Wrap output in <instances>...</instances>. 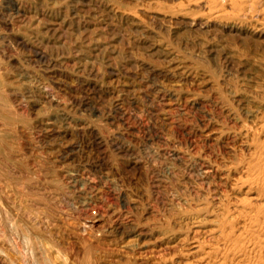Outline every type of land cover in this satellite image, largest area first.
I'll use <instances>...</instances> for the list:
<instances>
[{"label":"rangeland","instance_id":"374dc122","mask_svg":"<svg viewBox=\"0 0 264 264\" xmlns=\"http://www.w3.org/2000/svg\"><path fill=\"white\" fill-rule=\"evenodd\" d=\"M92 1L93 0H0V90H3V87H5V90H3L4 92L7 90L5 92L6 95L1 93L3 91L0 92V101L3 102H0V110H5L6 112L9 110L7 114L4 112L0 114V123L3 121L6 126H12H7L10 130L0 134V140L2 141V144L0 141L2 145H0V157L2 158L0 159H5L3 160L5 163L0 160V164L3 166H0V169H5L8 174H12L14 171L12 177L16 182L24 183L32 192L35 190L37 191V193L36 191L33 192L36 198L35 204H37L36 207L35 204L33 207L38 208V213L41 212L35 215L38 217V219L37 217L35 218V226L38 224L40 227L37 225L36 229L38 228V230L35 229L37 232L35 231V234H32L30 246L33 248L38 259L45 261V264L51 263V260H48L49 262L45 260L49 258V255L51 259V254L55 257H53L54 259L52 258V261L54 260L56 262H52L53 264H74V262L75 264H81L84 256L87 257L82 261V263L85 262L84 264H91L92 262V264H124L126 262H129L126 264H132L133 261L137 264H141L150 262L152 259H159L163 255L170 254L174 250H177L179 247L177 244L186 236H194L195 238V236L199 237L204 235L202 230L205 228H202L193 221L194 209L192 206L205 202V198H201L203 193L207 196V199H210L208 200L209 204L213 205L212 202L214 199L211 198V196L214 195V191L212 190V185L214 182H219V180L217 181L216 179H220L219 177L222 176L223 172L229 168L228 163L230 162L228 161H231L232 156L241 150L240 140L239 137H237L238 134L234 132L233 135V131H237V126H239L238 123H240V121L251 119L246 109L252 107L256 103L257 95L264 90V72H261L264 71V41L258 38L256 42L257 37L253 34V31L250 30L251 26L249 25L251 23H260L259 17L255 16L256 13L253 14L254 16L252 15L253 18L250 17V19H248V22L250 20L251 23L247 22L246 25H242L233 22L228 14H226L227 16L225 14L218 15V9L216 10L212 7V12L209 6L210 4L203 3V0H190L192 3L189 0H184L183 2L181 0H176L177 2L175 0ZM180 2L184 4L181 6ZM185 4H187V6ZM178 5H180V7H178ZM194 6L198 8L196 9ZM199 8L200 10H198ZM99 9L104 12H101ZM163 9H166L167 12ZM193 10L196 12H193ZM197 10L199 12L202 11V13H198ZM203 10L204 12H210H205V14ZM133 11L137 12V16L133 14ZM188 12L190 13L188 14ZM163 13L164 15H162ZM193 13H195V16H193ZM210 13L212 15H210ZM138 14H140L141 20ZM171 15H175V17ZM168 16L170 19L172 18L171 21ZM178 17L180 21L182 20L181 23L178 21ZM206 17L209 20H207ZM225 17L229 18L225 20ZM149 18L152 19L150 20ZM157 20L161 23H157ZM198 20L201 21L202 24H200ZM237 31L240 32L238 33ZM178 32L181 33L177 35ZM247 34L249 35L248 39ZM209 35L213 36L210 37ZM239 35L241 38L238 37ZM220 36H222L225 41L222 37V39H219ZM240 39L243 42L240 41ZM248 40L250 42H248ZM199 41H201V45L198 43ZM233 41H235L240 48L237 47V44ZM218 42L221 44H218ZM204 43H206V45H204ZM223 43L226 44L223 45ZM189 44L191 46H188ZM243 45H245V47L247 46L248 52L244 50L245 47ZM163 46H165V48ZM211 46L212 49H210ZM217 47H220V52ZM225 47L231 50L225 49ZM207 48L208 50H206ZM213 48L218 49V51H214ZM39 51L45 53H42L44 55L40 58L37 56V52ZM216 54H218L219 57H216ZM213 55L215 56L212 57ZM236 55H239L241 58L239 56L236 57ZM239 58L240 61L238 60ZM42 59L44 60L42 61ZM46 59L50 61H48V67ZM216 59L218 61H216ZM258 60L263 61V63ZM55 64H57V66ZM244 64H246V66ZM154 65H156V68ZM51 66L52 68L50 69ZM146 66L153 67L154 70L150 71ZM200 66H202L203 69ZM142 67L145 68L143 69ZM255 70L257 71L255 72ZM54 71L56 72L54 73ZM169 71L171 73L175 71V73H167ZM165 72L167 74H165ZM48 73L65 81L67 83L66 86L58 87L53 84L51 85L48 82ZM153 73L155 74L154 76ZM31 75H33V77ZM251 75L254 80L256 78L255 81L252 78L248 79V76L251 77ZM261 75L263 78L260 77ZM31 80L34 83L31 82ZM45 82L48 84H45ZM223 82L225 84H223ZM244 82L248 84H244ZM39 84L41 87L37 88ZM34 85H36L35 88ZM253 85L255 87H253ZM46 87L48 89H46ZM253 88L256 89L252 90ZM250 90L251 93H249ZM15 91L17 93H14ZM48 91H50V93ZM45 92L49 93V96ZM19 95H21V102ZM226 95L230 98L226 97ZM231 95H233V97ZM27 96L30 97L28 98ZM189 96L194 97L190 98ZM147 97L149 101L150 99L153 100L150 102L152 104L154 103L155 107H158L154 108V104L148 103L149 101L146 100ZM242 98H246L245 101ZM167 100L169 104L165 103ZM194 101L198 104H192ZM4 102L6 104H4ZM114 102H117L116 107L121 106L120 108L122 109L116 108ZM201 102L202 104H200ZM211 102L214 105L211 104ZM246 102L248 103L245 105ZM24 103L26 105H24ZM199 104L205 106L201 107ZM234 104H236V106ZM181 105H183V107ZM196 105L203 109H198ZM10 106L13 108L8 109ZM27 106L28 108H26ZM179 106L180 109H178ZM207 106L210 107L209 111L206 109ZM195 107H197V109ZM243 107L246 109L244 110ZM241 108L243 110H241ZM161 109H163V111ZM169 109L172 113H169ZM159 110L161 111L159 112ZM173 110L175 111L173 112ZM183 110H186V113H184ZM189 110L192 111L190 112ZM180 112L183 113L181 114ZM192 113H194V115ZM206 113L210 114L208 115ZM8 114L11 116H8ZM165 115L167 116L165 117ZM178 117H180V120ZM182 123H185L184 125L186 126L184 127ZM180 124L182 127H178ZM13 127L17 129L14 130ZM212 127L215 131H212ZM77 128H81L84 133L77 130ZM219 130L222 132H219ZM9 131L12 133L10 134ZM200 133H202V135ZM12 134L16 135L13 136ZM209 134H211V136H208ZM214 134H216V138L220 137V139H215V136L213 137ZM225 136L227 138H224ZM60 137L65 140L68 139L70 142L75 140V142L80 144L81 149L83 148L82 152L85 159L89 155L87 158L88 160H84V163L86 162L84 165L76 166L79 168L81 167L76 173L79 175L81 174V177L86 175L84 178H87L85 179L86 187L83 188L85 191L83 196L86 199L89 198L87 200L89 205L84 206L85 209L79 204L82 196L80 197L78 193L76 194L75 192L72 194L70 193L71 191L68 192L66 186L68 183L66 182H68L69 176L65 170L60 168V166L58 167L56 163L51 165L47 163V156L45 154H49V146L51 147L52 145L55 147L56 140L57 138L58 140L61 139ZM49 140H51V142L53 141V143H49ZM4 144L6 147L9 145L8 147L10 148H5ZM232 145H234L236 149L234 146L232 147ZM229 150H231V152H229ZM177 156L183 161H180V158ZM94 164L105 169L107 168L110 171V178L112 180H107L110 184L102 178V174L100 175ZM204 164L208 166L206 167ZM223 168L224 170L220 172L219 169ZM201 169L204 171L208 169V171L204 173L205 176H203V179L198 175ZM75 171L72 172L74 173ZM37 173L38 175H35ZM14 174L17 177H15ZM197 175L199 178L196 177ZM19 177H26V179H21ZM87 180L91 181L87 182ZM210 181H212V184ZM103 182L106 185L103 184ZM209 183L210 186H207ZM200 185L202 188L199 187ZM92 187L94 188L91 189ZM45 188L46 190H42ZM89 189L91 190L89 191ZM183 192L185 193L183 194ZM197 192L199 194H197ZM9 193V191H6L5 196H8ZM193 193L197 197L193 198ZM8 197L14 199L12 193H10ZM195 198H199V200ZM77 200L79 201L77 202ZM14 201H16L15 204H20L16 198L11 201V203L13 204ZM40 201L43 205L39 203ZM18 204L16 206L20 207ZM58 204H60L59 207H57ZM44 211L46 212L44 213ZM79 211L80 213L78 214L80 217L77 214ZM87 215L89 216L87 217ZM39 217L42 218V220ZM43 218L46 219L47 222ZM195 224L197 226H195ZM41 226L45 229H41ZM183 235L184 237H182ZM33 238H35V240H33ZM35 242L36 246L34 245ZM12 244V248L9 247L11 248L9 250L15 249L14 241ZM173 244H175V247ZM35 248H38L40 253H37L38 249ZM88 251L91 252H89V256H87ZM49 252L51 253L49 254ZM39 255L41 257H39ZM89 257L90 262H87Z\"/></svg>","mask_w":264,"mask_h":264},{"label":"bare ground","instance_id":"6f19581e","mask_svg":"<svg viewBox=\"0 0 264 264\" xmlns=\"http://www.w3.org/2000/svg\"><path fill=\"white\" fill-rule=\"evenodd\" d=\"M93 1H95V0H93ZM92 1V2H93ZM102 1V0H101ZM100 1V2H101ZM158 1V0H157ZM168 1V0H167ZM170 1V0H169ZM176 1V0H175ZM178 1V0H177ZM176 1V2H177ZM182 2L184 1V0H181ZM186 1H188V0H186ZM185 1V2H186ZM190 1V0H189ZM192 1V0H191ZM190 1V2H191ZM197 1H199V0H197ZM202 1V0H201ZM204 2L203 3H205V4H210L209 6H210V8H211V11L213 10V8H215L216 10L218 9L219 11H218V15H222V14H228L229 15V17H231V19L233 20V22H237L238 24H242V25H246V23L248 22V19H250V17H252V15L254 14V13H256V15L255 16H257V17H259V21H260V23L259 24H252L251 23V21L249 20V22L251 23L249 26H251L250 27V30L251 31H253V34L254 35H256V42H257V39L258 38H261V40H263L264 41V0H203ZM81 2V1H80ZM194 2V1H193ZM87 3V2H86ZM97 3V2H96ZM104 3V2H103ZM108 3H110V2H108ZM160 3V2H159ZM174 3V2H173ZM192 3V2H191ZM190 3V4H191ZM71 4V3H70ZM95 4V3H94ZM99 4V3H98ZM101 4V3H100ZM157 4V3H156ZM172 4V3H171ZM178 4H179V2H178ZM184 4V3H183ZM183 4H181V2H180V5L182 6ZM189 4V5H190ZM197 4V3H196ZM200 4V3H199ZM86 5V4H85ZM102 5V4H101ZM107 5V4H106ZM115 5V4H114ZM113 5V6H114ZM180 5H178V7H180ZM186 6H187V4H185ZM201 5H202V3H201ZM169 6V5H168ZM175 6V5H174ZM173 6V7H174ZM176 6H177V4H176ZM175 6V7H176ZM205 6V5H204ZM91 7V6H90ZM98 7V6H97ZM112 7V6H111ZM195 7V6H194ZM200 7V6H199ZM202 7H203V5H202ZM201 7V8H202ZM213 7V8H212ZM112 8H114V7H112ZM140 8H142V7H140ZM162 8V7H161ZM161 8H160V10H161ZM168 8V7H167ZM185 8H187V7H185ZM196 9L198 8V7H195ZM207 8H208V6H207ZM90 9V8H89ZM88 9V10H89ZM92 9V8H91ZM172 9V8H171ZM174 9V8H173ZM184 9V8H183ZM194 9V8H193ZM204 9V8H203ZM92 10H94V9H92ZM100 10V9H99ZM133 10V9H132ZM163 10H165L166 11V9H163ZM177 10V9H176ZM179 10V9H178ZM198 10H200V8L198 9ZM197 10V11H198ZM205 10V9H204ZM204 10H203V12H204ZM101 11V10H100ZM103 11V10H102ZM101 11V12H102ZM134 11H138V10H134ZM133 11V12H134ZM187 11V10H186ZM188 11H189V8H188ZM195 10H193V12H194ZM104 12V11H103ZM110 12V11H109ZM115 12V11H114ZM145 12V11H144ZM167 12V11H166ZM192 12V11H191ZM196 12V11H195ZM206 12V11H205ZM204 12V13H205ZM208 12H210V11H208ZM208 12H206V13H208ZM213 12V11H212ZM136 13L137 12H134L133 14L135 15V16H137L136 15ZM190 12H188V14H189ZM198 13H202V11L201 12H199L198 11ZM197 13V14H198ZM205 13V14H206ZM98 14V13H97ZM132 14V13H131ZM166 14V13H165ZM179 14H180V12H179ZM182 14H183V12H182ZM192 14V13H191ZM194 15L193 16H195V13H193ZM91 15H93V14H91ZM140 14H138V17H139V19L141 18L140 16H139ZM162 15H164V13L162 14ZM177 15V14H176ZM210 15H212L211 13H210ZM215 15V14H214ZM224 15V16H225ZM120 16V15H119ZM148 16V15H147ZM149 16H151V15H149ZM172 16V15H171ZM197 16V15H196ZM201 16V15H200ZM204 16V15H203ZM227 16V15H226ZM254 16V15H253ZM107 17H109V16H107ZM137 17V18H138ZM145 17V16H144ZM151 17H153V16H151ZM167 17V16H166ZM165 17V18H166ZM172 17H175V15H173ZM187 17H188V15H187ZM198 17V16H197ZM209 17V16H208ZM215 17V16H214ZM214 17H213V20H214ZM217 17V16H216ZM229 17H225V20L226 19H228ZM104 18V17H103ZM155 18V17H154ZM168 18H169V16H168ZM177 18V17H176ZM179 18V17H178ZM190 18V17H189ZM192 18V17H191ZM204 18V17H203ZM209 18H212V17H209ZM224 18V17H223ZM253 18V17H252ZM255 18V17H254ZM150 19V18H149ZM152 19V18H151ZM150 19V20H151ZM170 19V18H169ZM174 19V18H173ZM206 19H207V17H206ZM216 19H219V18H216ZM216 19H215V21H216ZM257 19V18H256ZM6 20V19H5ZM135 20V19H134ZM141 20V19H140ZM143 20V19H142ZM147 20V19H146ZM167 20V19H166ZM166 20H164V21H166ZM172 20V18L170 19V21ZM178 20V19H177ZM185 20H187V19H185ZM189 20V19H188ZM192 20V19H191ZM201 20V19H200ZM207 20H209V19H207ZM230 20V19H229ZM169 21V22H170ZM178 21H180V18H179V20ZM182 21V20H181ZM181 21H180V23H181ZM224 21V20H223ZM222 21V22H223ZM258 21V20H257ZM8 22V21H7ZM168 22V23H169ZM176 22V21H175ZM187 22V21H186ZM186 22H184V23H186ZM188 22H190V21H188ZM193 22H195V21H193ZM198 22L200 23V24H202L201 23V21H199L198 20ZM203 22H205V21H203ZM210 22V21H209ZM214 22V21H213ZM229 22V21H228ZM248 22V23H249ZM138 23V22H137ZM157 23H159V21L157 20ZM161 23V22H160ZM159 23V24H160ZM197 23V22H196ZM215 23V22H214ZM219 23V22H218ZM224 23V22H223ZM255 23V22H254ZM158 24V25H159ZM173 24V23H172ZM177 24H178V22H177ZM219 24H221V23H219ZM237 24V25H238ZM197 25H199V24H197ZM164 26V25H163ZM235 26H236V24H235ZM159 27V26H158ZM165 27V26H164ZM198 27V26H197ZM200 27V26H199ZM202 27V26H201ZM220 27H221V25H220ZM219 27V28H220ZM165 28H167V27H165ZM164 28V29H165ZM213 28H216V27H213ZM231 28H232V26H231ZM185 29V28H184ZM238 29V28H237ZM243 29H245V28H243ZM248 29V28H247ZM145 30V29H144ZM197 30V29H196ZM199 30H200V28H199ZM198 30V31H199ZM219 30V29H218ZM231 30V29H230ZM235 30V29H234ZM246 30V29H245ZM201 31V30H200ZM199 31V32H200ZM163 32H164V30H163ZM182 32V31H181ZM181 32H178V34L177 35H179V33H181ZM188 32V31H187ZM238 32V31H237ZM240 32V31H239ZM238 32V33H239ZM244 32V31H243ZM250 32V31H249ZM184 33V32H183ZM201 33V32H200ZM202 33H204V32H202ZM234 34L236 33V32H233ZM232 33V34H233ZM205 34V33H204ZM237 34V33H236ZM250 34V33H249ZM181 35V34H180ZM193 35V34H192ZM195 35V34H194ZM213 35H215V34H213ZM212 35V36H213ZM229 35V34H228ZM244 35V34H243ZM140 36V35H139ZM175 36V35H174ZM187 36V35H186ZM185 36V37H186ZM204 36V35H203ZM210 36V35H209ZM212 36H210V37H212ZM225 36V35H224ZM237 36V35H236ZM248 34H247V39H248ZM177 37V36H176ZM194 37V36H193ZM206 37H208V36H206ZM222 36H220V38L219 39H222L221 38ZM232 37V36H231ZM238 37H240L241 38V36L239 35ZM237 37V38H238ZM199 38V37H198ZM209 38V37H208ZM214 38H215V36H214ZM217 38V37H216ZM246 38V37H245ZM250 38V37H249ZM252 38V37H251ZM200 39V38H199ZM206 39V38H205ZM213 39V38H212ZM229 39V38H228ZM243 39V38H242ZM254 39V38H253ZM144 40V39H143ZM157 40V39H156ZM177 40V39H176ZM194 40V39H193ZM223 40H224V38H223ZM233 40V39H232ZM244 40V39H243ZM250 40H252V39H250ZM260 40V39H259ZM260 40V41H261ZM22 41H25V40H22ZM220 41V40H219ZM225 41V40H224ZM240 41H242L241 39H240ZM253 41V40H252ZM255 41V40H254ZM262 41V42H263ZM20 42V41H19ZM26 42V41H25ZM24 42V43H25ZM174 42V41H173ZM185 42V41H184ZM200 42L201 41H199L198 43L200 44ZM210 42H211V39H210ZM223 42V41H222ZM233 42H235V41H233ZM243 42V41H242ZM248 42H250L249 40H248ZM247 42V43H248ZM160 43V42H159ZM178 43H180V42H178ZM177 43V44H178ZM187 43V42H186ZM209 43V42H208ZM228 43V42H227ZM230 43V42H229ZM214 44H216V43H214ZM218 44H221V43H219L218 42ZM226 43H223V45H225ZM233 44V43H232ZM235 44H237L236 42H235ZM240 44H242V43H240ZM244 44V43H243ZM249 44H251V43H249ZM253 44H254V42H253ZM259 44V43H258ZM258 44H256V45H258ZM261 44V43H260ZM174 45H176V44H174ZM184 45H185V43H184ZM201 45V44H200ZM204 45H206V43H204ZM211 45V44H210ZM188 46H191L190 44L188 45ZM213 46H215V45H213ZM244 47H245V45H243ZM259 46V45H258ZM148 47V46H147ZM164 48H165V46H163ZM192 47H194V46H192ZM205 47V46H204ZM207 47V46H206ZM237 47H239L238 46V44H237ZM244 47H242V48H244ZM247 47V46H246ZM244 48V50H246L247 51V48ZM249 47V46H248ZM168 48V47H167ZM182 48V47H181ZM183 48H184V46H183ZM218 48V47H217ZM227 47H225V49H226ZM233 48V47H232ZM240 48V47H239ZM255 48V47H254ZM185 49V48H184ZM193 49V48H192ZM210 49H212V46H211V48ZM209 49V50H210ZM214 49V51H218V49H219V52H220V47L218 48V49H215V48H213ZM228 49V48H227ZM236 49V48H235ZM33 50V49H32ZM31 50V51H32ZM206 50H208V48L206 49ZM228 50H231V49H228ZM2 51V50H1ZM35 51V50H34ZM36 51H37V49H36ZM35 51V52H36ZM42 51V50H41ZM212 51V50H211ZM222 51V50H221ZM236 51V50H235ZM252 51H254V50H252ZM264 51V50H263ZM223 52V51H222ZM237 52H239V51H237ZM245 52V51H244ZM248 52V51H247ZM259 52V51H258ZM42 53H44V52H42ZM40 51L39 52H37V56L40 58V57H42V55H44V54H42ZM155 53V52H154ZM200 53V52H199ZM212 53V52H211ZM214 53V52H213ZM197 54V53H196ZM201 54V53H200ZM228 54H231V53H228ZM36 55V54H35ZM208 55H211V54H208ZM220 55H222V54H220ZM244 55V54H243ZM253 55V54H252ZM215 55H213L212 57H214ZM223 56H224V54H223ZM223 56H221V57H223ZM237 56H239V55H236V57ZM245 56H246V54H245ZM248 56V55H247ZM3 57V56H2ZM216 57H219L218 56V54H216ZM232 57V56H231ZM240 57V56H239ZM243 57V56H242ZM250 57V56H249ZM6 58V57H5ZM48 58V57H47ZM172 58H173V56H172ZM199 58V57H198ZM211 58V57H210ZM229 58V57H228ZM241 58V57H240ZM240 58L238 59L239 61H240ZM248 58V57H247ZM255 58H256V56H255ZM254 58V59H255ZM259 58H261V57H259ZM259 58H257V59H259ZM1 59V58H0ZM149 59V58H148ZM212 59V58H211ZM210 59V60H211ZM233 59V58H232ZM234 59H236V58H234ZM253 59V60H254ZM44 59H42V61H43ZM170 60V59H169ZM213 60V59H212ZM211 60V61H212ZM214 60H215V58H214ZM225 60H226V58H225ZM224 60V61H225ZM242 60V59H241ZM46 61H47V59H46ZM49 61V60H48ZM48 61L46 62L47 63V67H48ZM203 61V60H202ZM216 61H218L217 59H216ZM215 61V62H216ZM222 61V60H221ZM248 61V60H247ZM259 61V60H258ZM258 61H257V63H258ZM50 62V61H49ZM143 62V61H142ZM166 62V61H165ZM214 62V61H213ZM233 62V61H232ZM238 62V61H237ZM245 62V61H244ZM249 62V61H248ZM255 62V61H254ZM259 62H262L263 63V61H259ZM54 63V62H53ZM167 63V62H166ZM203 63H205V62H203ZM242 63V62H241ZM256 63V62H255ZM261 63V64H262ZM31 64V63H30ZM140 64H142V63H140ZM143 64H144V62H143ZM208 64V63H207ZM229 64H231V63H229ZM239 64H240V62H239ZM243 64V63H242ZM247 64V63H246ZM246 64H244L245 66H246ZM259 64V63H258ZM38 65V64H37ZM52 65V64H51ZM56 66H57V64H55ZM146 65H149V64H146ZM157 65V64H156ZM156 65H154L155 66V68H156ZM165 65V64H164ZM200 65V64H199ZM260 65V64H259ZM54 66V65H53ZM138 66V65H137ZM140 66V65H139ZM198 66V65H197ZM240 66V65H239ZM146 67H148V66H146ZM201 68H202V66H200ZM7 68V67H6ZM52 68V66L50 67V69ZM55 68V67H54ZM136 68V67H135ZM143 68V67H142ZM145 68V67H144ZM143 68V69H144ZM162 68V67H161ZM205 68H207V67H205ZM259 68V67H258ZM263 68H264V66H263ZM1 69V68H0ZM4 69V68H3ZM141 69V68H140ZM171 69H173V68H171ZM170 69V70H171ZM184 69V68H183ZM203 69V68H202ZM210 69V68H209ZM242 69V68H241ZM244 69V68H243ZM249 69H250V67H249ZM252 69H253V67H252ZM47 70V69H46ZM146 70V69H145ZM144 70V71H145ZM148 70H150V71H153L154 70V68L153 67H148ZM155 70H157V69H155ZM166 70H169V69H166ZM226 70V69H225ZM258 70V69H257ZM257 70H255V72L257 71ZM23 71V70H22ZM49 71V70H48ZM158 71V70H157ZM162 71V70H161ZM161 71H160V74H161ZM176 71V70H175ZM175 71L174 72H172V73H175ZM189 71V70H188ZM212 71H213V69H212ZM218 71V70H217ZM216 71V72H217ZM243 71H247V70H243ZM249 71H253V70H249ZM261 71V70H260ZM51 72H53V71H51ZM56 71H54V73H55ZM109 72V71H108ZM149 72V71H148ZM147 72V73H148ZM177 72V71H176ZM178 72H181V71H178ZM183 72V71H182ZM201 72V71H200ZM209 72V71H208ZM215 72V73H216ZM261 72H264V71H261ZM43 73V72H42ZM47 73V72H46ZM58 73V72H57ZM56 73V74H57ZM61 73V72H60ZM149 73H151V72H149ZM163 73V72H162ZM167 73H170V74H172L170 71L169 72H167ZM166 72H165V74H167ZM185 73V72H184ZM231 73H234V72H231ZM24 74V73H23ZM62 74V73H61ZM156 74H157V72H156ZM165 74H162V75H165ZM180 74V73H179ZM203 74V73H202ZM242 74V73H241ZM263 74V73H262ZM44 75V74H43ZM48 82L52 85H55V86H66V82L65 81H63V80H61L60 78H58V77H56L55 75H52V74H49L48 73ZM59 75V74H58ZM57 75V76H58ZM151 75V74H150ZM155 74L153 73V76H154ZM174 75V74H173ZM216 75V74H215ZM218 75V74H217ZM257 75V74H256ZM30 76V75H29ZM32 77H33V75H31ZM134 76V75H133ZM170 76H172V75H170ZM169 76V77H170ZM182 76V75H181ZM183 76H184V74H183ZM188 76V75H187ZM241 76H243V75H241ZM250 76V75H249ZM248 76V79L249 78H252L253 80H254V78L252 77V75H251V77H249ZM254 76V75H253ZM257 76H259V75H257ZM24 77H25V75H24ZM27 77V76H26ZM174 77V76H173ZM211 77H212V75H211ZM260 77H262V75L260 76ZM29 78H31V77H29ZM61 78H63V77H61ZM189 78V77H188ZM224 78V77H223ZM222 78V79H223ZM263 78V77H262ZM261 78V79H262ZM142 79V78H141ZM171 79V78H170ZM179 79V78H178ZM181 79V78H180ZM208 79V78H207ZM247 79V80H248ZM11 80V79H10ZM190 80V79H189ZM203 80V79H202ZM227 80V79H226ZM255 80H256V78H255ZM254 80V81H255ZM263 80V79H262ZM1 81H3V80H1ZM12 81V80H11ZM30 81V80H29ZM67 81V80H66ZM215 81H216V79H215ZM249 81V80H248ZM260 81V80H259ZM31 82H33L32 80H31ZM69 82V81H68ZM140 82V81H139ZM251 82V81H250ZM4 83V82H3ZM34 83V82H33ZM74 83V82H73ZM176 83V82H175ZM232 83V82H231ZM261 83V82H260ZM259 83V84H260ZM264 83V82H263ZM45 84H48V83H46L45 82ZM68 84H70V83H68ZM156 84V83H155ZM223 84H225L224 82H223ZM244 84H248L247 82L245 83L244 82ZM255 84H256V82H255ZM254 84V85H255ZM38 85V84H37ZM154 85V84H153ZM176 85V84H175ZM234 85V84H233ZM243 85V84H242ZM253 85V87H255ZM31 86H32V83H31ZM30 86V87H31ZM35 86L36 85H34V88H35ZM42 86H43V84H42ZM44 86H48V85H44ZM54 86V87H55ZM73 86V85H72ZM132 86V85H131ZM158 86V85H157ZM160 86V85H159ZM212 86V85H211ZM235 86H236V84H235ZM235 86H233V87H235ZM240 86H241V84H240ZM244 86V85H243ZM248 86V85H247ZM259 86V85H258ZM261 86V85H260ZM39 87H41V85L39 84V86L37 87V88H39ZM116 87V86H115ZM148 87V86H147ZM150 87V86H149ZM152 87V86H151ZM223 87V86H222ZM226 87V86H225ZM224 87V88H225ZM237 87H238V85H237ZM262 87V86H261ZM4 89L3 90H5V87H3ZM28 88V87H27ZM27 88H25V89H27ZM43 88H45V87H43ZM77 88V87H76ZM98 88V87H97ZM168 88V87H167ZM241 88V87H240ZM243 88V87H242ZM256 88H257V86H256ZM255 88V89H256ZM8 89V88H7ZM46 89H48L47 87H46ZM46 89H43V90H46ZM51 89V88H50ZM63 89V88H62ZM158 89V88H157ZM162 89V88H161ZM160 89V90H161ZM179 89V88H178ZM177 89V90H178ZM194 89V88H193ZM254 88L252 89V90H255ZM3 90H0V92L1 91H3ZM12 90V89H11ZM30 90V89H29ZM39 90H41V89H39ZM66 90V89H65ZM131 90V89H130ZM137 90V89H136ZM142 90V89H141ZM230 90V89H229ZM261 90H262V88H261ZM7 91V90H6ZM5 91V92H6ZM17 91V90H16ZM14 92V93H17V92ZM22 91V90H21ZM30 91H32V90H30ZM35 91H36V89H35ZM42 91V90H41ZM52 91V90H51ZM57 91V90H56ZM138 91V90H137ZM156 91V90H155ZM167 91H169V90H167ZM225 91V90H224ZM226 91H227V88H226ZM249 91V90H248ZM4 92V91H3ZM3 92H1L3 95H6V93L4 94ZM23 92V91H22ZM25 92V91H24ZM26 92H27V90H26ZM39 92V91H38ZM37 92V93H38ZM49 93H50V91H48ZM161 92H163V91H161ZM165 92V91H164ZM172 92V91H171ZM208 92V91H207ZM223 92V91H222ZM240 92V91H239ZM239 92H237V93H239ZM256 92V91H255ZM20 93V92H19ZM29 93H32V92H29ZM28 93V94H29ZM44 93V92H43ZM46 93V92H45ZM49 93H46V94H48V96H49ZM127 93V92H126ZM152 93V92H151ZM166 93V92H165ZM164 93V94H165ZM170 93V92H169ZM173 93V92H172ZM172 93H171V97H172ZM213 93V92H212ZM235 93V92H234ZM249 93H251V90H250V92ZM257 93V92H256ZM21 94V93H20ZM41 94H42V92H41ZM58 94V93H57ZM134 94V93H133ZM168 94V93H167ZM220 94V93H219ZM254 94V93H253ZM22 95V94H21ZM21 95H19V97L21 96ZM25 95V94H24ZM31 95H33V94H31ZM37 95V94H36ZM40 95V94H39ZM44 95V94H43ZM85 95V94H84ZM147 95V94H146ZM153 95V94H152ZM229 95V94H228ZM228 95H226V97H228ZM251 95V94H250ZM23 96V95H22ZM42 96V95H41ZM47 96V95H46ZM52 96H53V93H52ZM112 96V95H111ZM121 96V95H120ZM170 96V95H169ZM175 96V95H174ZM206 96V95H205ZM230 96V95H229ZM232 97H233V95H231ZM236 96V95H235ZM256 96V95H255ZM24 97V96H23ZM26 97V96H25ZM28 97V96H27ZM30 97V96H29ZM28 97V98H29ZM32 97V96H31ZM45 97V96H44ZM63 97V96H62ZM82 97V96H81ZM185 97V96H184ZM190 97V96H189ZM191 97H194V96H191ZM190 97V98H191ZM219 97V96H218ZM246 97V96H245ZM5 98V97H4ZM42 98V97H41ZM47 98V97H46ZM77 98V97H76ZM80 98V97H79ZM120 98H122V97H120ZM139 98V97H138ZM141 98V97H140ZM188 98V97H187ZM228 98H230V97H228ZM249 98V97H248ZM252 98V97H251ZM53 99V98H52ZM72 99V98H71ZM170 99V98H169ZM183 99V98H182ZM185 99V98H184ZM243 99V98H242ZM245 99L246 98H244L243 100L245 101ZM253 99V98H252ZM21 97H20V102H21ZM48 100V99H47ZM51 100V99H50ZM57 100V99H56ZM55 100V101H56ZM146 100H148V97L146 98ZM152 99H150V101H151ZM159 100H160V98H159ZM188 100V99H187ZM187 100H186V102H187ZM52 101V100H51ZM149 101V100H148ZM148 102V103H151V102ZM153 101V100H152ZM156 101V100H155ZM158 101V100H157ZM161 101V100H160ZM204 101V100H203ZM206 101V100H205ZM213 101V100H212ZM234 101V100H233ZM241 101V100H240ZM248 101V100H247ZM252 101H254V100H252ZM1 103H3L2 101H0ZM23 102V101H22ZM25 102H28V101H25ZM34 102V101H33ZM36 102V101H35ZM85 102V101H84ZM119 102V101H118ZM185 102V103H186ZM192 102V101H191ZM196 101H194L192 104H198V103H195ZM231 102H232V100H231ZM238 102H239V100H238ZM29 103H30V101H29ZM100 103V102H99ZM115 103V102H114ZM120 103V102H119ZM155 103H158V102H155ZM165 103H167V104H169V102H168V100H167V102L165 101ZM190 103V102H189ZM204 103V102H203ZM216 103V102H215ZM234 103V102H233ZM240 103V102H239ZM248 102H246L245 103V105L247 104ZM4 104H6L5 102H4ZM18 104H19V102H18ZM32 104V103H31ZM36 104V103H35ZM51 104V103H50ZM116 104H117V102L115 103V107H116ZM152 104V103H151ZM154 104V103H153ZM152 104V105H153ZM183 104V103H182ZM200 104H202V102L200 103ZM199 104V106H201ZM211 104H213L212 102H211ZM244 104V103H243ZM22 105V104H21ZM24 105H26L25 103H24ZM52 105V104H51ZM159 105V104H158ZM160 105H161V102H160ZM177 105V104H176ZM185 105V104H184ZM189 105V104H188ZM214 105V104H213ZM223 105V104H222ZM235 106H236V104H234ZM238 105V104H237ZM242 105V104H241ZM9 106V105H8ZM36 106V105H35ZM61 106V105H60ZM149 106V105H148ZM151 106V105H150ZM149 106V107H150ZM182 107H183V105H181ZM190 106V105H189ZM195 106V105H194ZM197 107H198V105H196ZM202 106H205V105H202ZM201 106V107H202ZM210 106V105H209ZM248 106H250V105H248ZM5 107V106H4ZM7 107V106H6ZM115 107H113V108H115ZM118 108H120L119 106H117ZM116 107V108H117ZM139 107V106H138ZM152 107V106H151ZM156 107H158V106H156ZM155 107V104H154V108H156ZM159 107H161V106H159ZM181 107V108H182ZM186 107H188V106H186ZM192 107H193V105H192ZM197 107H195L196 109H197ZM208 107V106H207ZM206 107V109H208V111H209V108L210 107H212V106H210V107H208L207 108ZM225 107H227V106H225ZM9 108H11V106L10 107H8V109ZM13 108V107H12ZM11 108V109H12ZM17 108V107H16ZM26 108H28V106L26 107ZM31 108V107H30ZM33 108H34V105H33ZM32 108V109H33ZM88 108V107H87ZM96 108V107H95ZM165 108V107H164ZM200 107H198V109H199ZM205 108V107H204ZM231 108V107H230ZM7 109V110H8ZM91 109V108H90ZM100 109V108H99ZM120 109H122V108H120ZM140 109V108H139ZM178 109H180V106H179V108ZM184 109V108H183ZM189 109V108H188ZM200 109H203V108H200ZM236 109V108H235ZM238 109V108H237ZM243 109H244V107H243ZM242 108H241V110H243ZM246 109V108H245ZM244 109V110H245ZM29 110V109H28ZM74 110V109H73ZM97 110V109H96ZM145 110V109H144ZM153 110H156V109H153ZM153 110H152V112H153ZM162 111H163V109H161ZM161 110H159V112L161 111ZM165 110H167V109H165ZM170 110V109H169ZM226 110V109H225ZM229 110V109H228ZM231 110H232V108H231ZM240 110V109H239ZM1 111V110H0ZM32 111V110H31ZM104 111V110H103ZM145 111H147V110H145ZM157 111V110H156ZM175 110H173V112H174ZM184 111V110H183ZM190 111V110H189ZM192 111V110H191ZM190 111V112H191ZM237 111V110H236ZM3 112L5 113V114H7V112H9V110L6 112L5 110H3V111H1L0 112V114L2 113L3 114ZM125 112V111H124ZM124 112H122V113H124ZM132 112V111H131ZM130 112V113H131ZM166 112V111H165ZM168 112V111H167ZM178 112V111H177ZM200 112V111H199ZM239 112V111H238ZM246 112L249 114V117H251V119L250 120H243V121H240V123H238L239 124V126H237L238 128H237V131H233V135H234V132L236 133L237 132V134H238V136L237 137H239V142H240V146H241V150L237 153V154H234L233 156H232V159H231V161H228V162H230V163H228V169H226L224 172H223V174H222V176L221 177H219L220 179H216L217 181L219 180V182L218 183H215L214 182V184L212 185L213 186V191H214V195H212V196H214V197H212L211 196V198H213L214 199V201L212 202L213 203V205L212 204H209V201L208 200H210V199H207V196H205V194L203 193V195L201 196V198H205V202H203V203H200V204H198V205H195V206H192V205H190V206H192L193 207V209H194V217H193V221H195L196 222V224H198V225H200L202 228H205L204 230H202L203 232H204V235H202V236H199V237H196L195 236V238H194V236L192 237V236H189V237H192V238H189L188 236H186V237H184V235L182 236V237H184V238H182L181 239V241H180V243L179 244H177V245H179V247H178V249L177 250H174L172 253H170V254H166V255H163L162 257H160L159 259H155V260H153L152 259V261H150V262H146V263H141V264H264V90H262L258 95H257V97H256V103L252 106V107H248L247 109H246ZM12 113V112H11ZM13 113H14V111H13ZM17 113H19V112H17ZM16 113V114H17ZM126 113V112H125ZM129 113V114H130ZM169 113H172L171 112V110H170V112ZM176 113V112H175ZM181 114L183 113V112H180ZM184 113H186V110L184 111ZM188 113V112H187ZM195 113V112H194ZM194 113H192L193 115H194ZM203 113V112H202ZM237 113V112H236ZM247 113H246V115H247ZM115 114V113H114ZM164 114V113H163ZM174 114V113H173ZM206 114H208V113H206ZM210 114V113H209ZM208 114V115H209ZM219 114V113H218ZM228 114V113H227ZM238 114V113H237ZM10 114H8V116H9ZM21 115V114H20ZM184 115H186V114H184ZM205 115V114H204ZM207 115V116H208ZM11 116V115H10ZM18 116V115H17ZM164 116V115H163ZM167 115H165V117H166ZM178 116H180V115H178ZM183 116V115H182ZM206 116V115H205ZM204 116V117H205ZM240 116V115H239ZM123 117V116H122ZM128 117V116H127ZM133 117H134V115H133ZM172 117V116H171ZM170 117V118H171ZM197 117V116H196ZM211 117V116H210ZM226 117V116H225ZM238 117V116H237ZM248 117V116H247ZM249 117H248V119H249ZM15 118H17V117H15ZM21 118V117H20ZM119 118V117H118ZM163 118V117H162ZM169 118V117H168ZM173 118H174V116H173ZM177 118V117H176ZM175 118V119H176ZM180 117H178V119H179ZM184 118V117H183ZM193 118V117H192ZM220 118V117H219ZM18 119H19V116H18ZM206 119V118H205ZM216 119V118H215ZM241 119V118H240ZM4 120H6V119H4ZM128 120V119H127ZM170 120V119H169ZM172 120V119H171ZM180 120V119H179ZM183 120V119H182ZM186 120V119H185ZM188 120V119H187ZM50 121V120H49ZM173 121V120H172ZM171 121V122H172ZM176 121V120H175ZM199 121V120H198ZM2 123H0V134H2L3 132H6L7 130H10L7 126H9V125H7L6 126V124L5 123H3V121H1ZM5 122H7V121H5ZM11 122V121H10ZM9 122V123H10ZM13 122V121H12ZM15 122H17V121H15ZM181 122V121H180ZM179 122V123H180ZM189 122V121H188ZM166 123V122H165ZM174 123V122H173ZM199 123V122H198ZM231 123V122H230ZM17 124V123H16ZM83 124V123H82ZM164 124V123H163ZM178 124V123H177ZM183 124V123H182ZM185 124V123H184ZM183 124V125H184ZM237 124V125H238ZM32 125V124H31ZM174 125V124H173ZM234 125V124H233ZM70 126V125H69ZM79 126H81V125H79ZM85 126V125H84ZM155 126V125H154ZM181 126V124L178 126V127H180ZM186 125H184V127H185ZM230 126V125H229ZM232 126V125H231ZM9 127H12L11 125L9 126ZM15 127V126H14ZM14 127H13V129H14ZM175 127H176V125H175ZM174 127V128H175ZM182 127V126H181ZM183 127V128H184ZM189 127V126H188ZM191 127V126H190ZM234 127V126H233ZM82 128V127H81ZM78 129L77 128V130H80V131H82V129ZM85 128V127H84ZM160 128V127H159ZM193 128V127H192ZM220 128V127H219ZM226 128H227V126H226ZM12 129V130H13ZM17 129V128H16ZM16 129H14V130H16ZM74 129H75V127H74ZM86 129H87V126H86ZM201 129H203V128H201ZM230 129V128H229ZM18 130H20V129H18ZM17 130V131H18ZM29 130V129H28ZM85 130V129H84ZM160 130V129H159ZM169 130V129H168ZM211 130V129H210ZM217 130V129H216ZM223 130H225V129H223ZM23 131V130H22ZM54 131V130H53ZM70 131V130H69ZM189 131H191V130H189ZM207 131V130H206ZM212 131H215V130H213V127H212ZM221 130H219V132H220ZM10 132V134L12 133L11 131H9ZM83 132V131H82ZM218 132V131H217ZM218 132V133H219ZM222 132V131H221ZM14 133V132H13ZM15 133H17V132H15ZM70 133V132H69ZM84 133V132H83ZM89 133V132H88ZM206 133H208V132H206ZM230 133V132H229ZM77 134V133H76ZM79 134V133H78ZM92 134V133H91ZM201 135H202V133H200ZM199 134V135H200ZM205 134V133H204ZM203 134V135H204ZM226 134V133H225ZM224 134V135H225ZM13 135V134H12ZM11 135V136H12ZM16 135V134H15ZM15 135H13V136H15ZM81 135H83V134H81ZM160 135V134H159ZM220 135V134H219ZM218 135V136H219ZM222 135V134H221ZM10 136V137H11ZM27 136V135H26ZM79 136V135H78ZM195 136V135H194ZM205 136V135H204ZM208 136H211V134H209ZM215 136V139H220V137L219 138H216L217 136H216V134H214L213 135V137ZM223 136V135H222ZM226 136H228V135H226ZM224 137V138H227V137ZM1 137V136H0ZM198 137H200V136H198ZM203 137V136H202ZM230 137V136H229ZM55 138V137H54ZM59 138V137H58ZM58 138H57V140H56V144H55V142H54V144H55V147H53L52 145H51V147L49 146V149H50V151L48 152L49 154L47 155V154H45L47 157H46V159H47V163H50V165L51 164H54V163H56L57 164V166L59 167L60 166V168H62L63 170H65V172L67 173V175L69 176H67L68 177V182H66V183H68L66 186H67V188H68V192L69 191H71L70 193L72 194L73 192H75L76 194L78 193V195L81 197V200H80V203L79 204H81V206H83L82 208H84V206H88L89 205V202L87 201L88 199H86L84 196H83V194H84V189L83 188H85L86 186H85V183H86V181H85V179H87V178H84V177H81L78 173H76L80 168L79 167H76V166H82V165H84L85 163H84V160H86L88 157H89V155H88V157L85 159V156L83 155V152H82V149H81V145L80 144H78L77 142H75V140L73 141V142H70L68 139L67 140H65V139H63L62 137H60L61 139H59L58 140ZM77 138V137H76ZM81 138V137H80ZM164 138V137H163ZM234 138V137H233ZM4 139V138H3ZM51 139H53V138H51ZM197 139V138H196ZM206 139V138H205ZM232 139V138H231ZM238 139V138H237ZM5 140V139H4ZM10 140V139H9ZM12 140V139H11ZM54 140V139H53ZM82 140V139H81ZM210 140H211V138H210ZM230 140V139H229ZM235 140V139H234ZM1 141V140H0ZM14 141V140H13ZM47 141V140H46ZM45 141V142H46ZM55 141V140H54ZM83 141H84V139H83ZM200 141V140H199ZM204 141V140H203ZM206 141V140H205ZM208 141V140H207ZM214 141H216V140H214ZM49 143L51 142V140H49L48 141ZM47 142V143H48ZM46 143V144H47ZM48 143V144H49ZM51 143H53V141L51 142ZM214 143V142H213ZM217 143V142H216ZM228 143V142H227ZM1 144H2V141H1ZM0 144V145H1ZM6 144H8V143H6ZM87 144V143H86ZM202 144V143H201ZM204 144V143H203ZM232 144V143H231ZM236 144H238V143H236ZM5 145V144H4ZM15 145V144H14ZM25 145V144H24ZM115 145V144H114ZM195 145V144H194ZM223 145V144H222ZM227 145H229V144H227ZM2 146V145H1ZM9 146V145H8ZM7 146V147H8ZM117 146V145H116ZM128 146V145H127ZM211 146V145H210ZM213 146V145H212ZM234 145H232V147H233ZM237 146V145H236ZM6 147V145H5V148H7ZM22 147V146H21ZM235 147V146H234ZM239 147V146H238ZM4 148V149H5ZM8 148H10V147H8ZM24 148V147H23ZM227 148H229V147H227ZM240 148V147H239ZM103 149V148H102ZM101 149V150H102ZM199 149V148H198ZM210 149V148H209ZM235 149H236V147H235ZM5 150H7V151H9L8 149H5ZM43 150V149H42ZM46 150V149H45ZM181 150V149H180ZM195 150V149H194ZM234 150V149H233ZM83 151H85V150H83ZM88 151V150H87ZM103 151V150H102ZM198 151V150H197ZM228 151V150H227ZM236 151V150H235ZM234 151V152H235ZM237 151H238V149H237ZM236 151V152H237ZM17 152V151H16ZM229 152H231V150H229ZM88 153V152H87ZM87 153H86V155H87ZM100 153V152H99ZM176 153V152H175ZM206 153H208V152H206ZM16 154V153H15ZM89 154V153H88ZM193 154H195V153H193ZM7 155L9 156V154L7 153ZM6 155V156H7ZM128 155V154H127ZM178 155V154H177ZM223 155V154H222ZM225 155V154H224ZM84 156V157H83ZM206 156V155H205ZM97 157V156H96ZM176 157V156H175ZM178 157V156H177ZM231 157V156H230ZM1 158V157H0ZM16 158H18V157H16ZM22 158V157H21ZM178 158H180V157H178ZM214 158V157H213ZM2 159V158H1ZM0 159V160H1ZM20 159V158H19ZM90 159V158H89ZM230 159V158H229ZM228 159V160H229ZM3 160H5V159H3ZM3 160H1V161H3ZM88 160V159H87ZM86 160V161H87ZM182 159L180 158V161H181ZM23 161V160H22ZM39 161V160H38ZM95 161H97V160H95ZM167 161V160H166ZM183 161V160H182ZM199 161V160H198ZM4 163H5V161H3ZM27 162V161H26ZM187 162V161H186ZM218 162V161H217ZM25 163V162H24ZM193 163V162H192ZM204 163V162H203ZM208 163V162H207ZM223 163V162H222ZM8 164V163H7ZM6 164V165H7ZM27 164V163H26ZM41 164V163H40ZM39 164V165H40ZM56 164H55V166H56ZM102 164H103V162H102ZM175 164V163H174ZM180 164V163H179ZM202 164V163H201ZM200 164V165H201ZM226 164V163H225ZM49 165V166H50ZM98 165V164H97ZM142 165V164H141ZM140 165V166H141ZM204 165H206V167L208 166L207 164H204ZM0 166H2L1 164H0ZM52 166H54V165H52ZM56 166V167H57ZM94 166L96 167V169H98L97 171H99V173H100V175L101 176H103L102 178L103 179H105V181L106 182H108L109 183V181H107V180H112L111 178H110V171L106 168H102V167H99V166H96L95 164H94ZM189 166V165H188ZM198 166V165H197ZM210 166V165H209ZM3 167V166H2ZM1 167V168H2ZM35 167V166H34ZM105 167V166H104ZM193 167V166H192ZM200 167V166H199ZM222 167H223V165H222ZM224 167H225V165H224ZM227 167V166H226ZM10 168V167H9ZM21 168V167H20ZM83 168V167H82ZM194 168V167H193ZM201 168H202V165H201ZM12 169H14V168H12ZM11 169V170H12ZM54 169H56V168H54ZM58 169V168H57ZM95 169V168H94ZM169 169V168H168ZM171 169V168H170ZM8 170V169H7ZM21 170V169H20ZM33 170V169H32ZM53 170V169H52ZM76 170V171H75ZM183 170V169H182ZM195 170V169H194ZM197 170V169H196ZM215 170V169H214ZM221 170H224V168L223 169H219V171L221 172ZM39 171V170H38ZM72 171H75L74 173L72 172ZM83 171V170H82ZM207 171H208V169H207ZM207 171H204V170H200L199 172H198V175L200 176V177H202V179H203V176H205L204 175V173L205 172H207ZM211 171H212V169H211ZM215 171H217V170H215ZM215 171H213V172H215ZM11 172V171H10ZM14 172V171H13ZM13 172H12V174H8V172L5 170V169H0V264H45V261H41L40 259H38V257L36 256V254H35V252H34V250H33V248L30 246V243H31V237H32V234L34 233L35 234V231L36 230H38V228L36 229V227H37V225L35 226V223H36V217L37 216H35L37 213H38V211H37V209L38 208H35L36 207V205L37 204H35V201H36V198H35V194L33 193V192H35V191H33L32 192V190L28 187V186H26V185H24V183H19V182H16L14 179H13ZM23 172V171H22ZM51 172V171H50ZM81 172V171H80ZM91 172V171H90ZM173 172V171H172ZM196 172V171H195ZM39 173H41V172H39ZM56 173V172H55ZM82 173V172H81ZM89 173V172H88ZM191 173V172H190ZM211 173V172H210ZM25 174V173H24ZM23 174V175H24ZM44 174H45V172H44ZM90 174V173H89ZM178 174V173H177ZM19 175H21V174H19ZM27 175V174H26ZM25 175V176H26ZM34 175V174H33ZM35 175H38V173L37 174H35ZM66 175V174H65ZM176 175V174H175ZM189 175V174H188ZM198 175L196 176V177H198ZM14 176H15V174H14ZM22 176V175H21ZM63 176H64V174H63ZM190 176V175H189ZM220 176V175H219ZM15 177H17V176H15ZM23 177V176H22ZM87 177H89V176H87ZM100 177V176H99ZM176 177V176H175ZM19 178H21V177H19ZM18 178V179H19ZM25 179H26V177H24ZM24 178H21V179H24ZM37 178V177H36ZM163 178V177H162ZM199 178V177H198ZM206 178V177H205ZM218 178V177H217ZM33 179V178H32ZM35 179V178H34ZM57 179V178H56ZM67 179V178H66ZM89 179V178H88ZM201 179V178H200ZM201 179V180H202ZM20 180V179H19ZM18 180V181H19ZM27 180H28V178H27ZM26 180V181H27ZM44 180V179H43ZM45 180H46V178H45ZM65 180V179H64ZM117 180V179H116ZM20 181H22V180H20ZM39 181V180H38ZM59 181V180H58ZM91 181V180H90ZM89 180H87V182H90ZM186 181V180H185ZM215 181V180H214ZM24 182H25V180H24ZM50 182V181H49ZM55 182V181H54ZM187 182V181H186ZM206 182H207V180H206ZM211 182V184H212V181H210ZM28 183H29V181H28ZM44 183V182H43ZM58 183V182H57ZM60 183V182H59ZM199 183H201V182H199ZM38 184V183H37ZM36 184V185H37ZM61 184V183H60ZM103 184H105L104 182H103ZM110 184V183H109ZM190 184V183H189ZM194 184V183H193ZM207 184V183H206ZM46 185V184H45ZM59 185V184H58ZM62 185V184H61ZM106 185V184H105ZM199 185V184H198ZM202 185V184H201ZM201 185L199 186L200 188H202L201 187ZM60 186V185H59ZM65 186V187H66ZM100 186V185H99ZM109 186V185H108ZM190 186V185H189ZM207 186H210V183L207 185ZM64 187V186H63ZM111 187V186H110ZM191 187V186H190ZM196 187V186H195ZM198 187V186H197ZM205 187V186H204ZM203 187V188H204ZM52 188V187H51ZM50 188V189H51ZM94 187H92L91 189H93ZM96 188V187H95ZM123 188V187H122ZM177 188V187H176ZM192 188V187H191ZM210 188V187H209ZM35 189V188H34ZM91 189H89V191L91 190ZM99 189V188H98ZM117 189V188H116ZM120 189V188H119ZM193 189V188H192ZM198 189V188H197ZM206 189H207V187H206ZM42 190H46V188L45 189H42ZM55 190V189H54ZM88 190V189H87ZM111 190V189H110ZM199 190V189H198ZM197 190V191H198ZM204 190H205V188H204ZM212 190H210V191H212ZM6 191H9L10 193H12L13 195H14V199L16 198L17 199V201H19V203L20 204H18V203H16L15 204V202L16 201H14L13 202V204L11 203V201H13L14 199H10L8 196L10 195V193L8 194V196H5L6 194H5V192ZM49 191V190H48ZM53 191V190H52ZM66 191V190H65ZM97 191V190H96ZM114 191V190H113ZM182 191V190H181ZM200 191V190H199ZM43 192H45V191H43ZM56 192V191H55ZM108 192V191H107ZM205 192V191H204ZM36 193H37V191H36ZM87 193V192H86ZM93 193H94V191H93ZM185 192H183V194H184ZM192 193V192H191ZM194 193H196V192H194ZM194 193H193V195H194ZM45 194V193H44ZM115 194V193H114ZM197 194H199L198 192H197ZM208 194V193H207ZM211 194V193H210ZM37 195V194H36ZM49 195V194H48ZM86 195V194H85ZM88 195H90V194H88ZM12 196V195H11ZM38 196V195H37ZM41 196V195H40ZM91 196V195H90ZM187 196V195H186ZM209 196V195H208ZM46 197H48V196H46ZM67 197V196H66ZM75 197V196H74ZM87 197V196H86ZM118 197V196H117ZM194 197H197V196H193V198ZM199 197V196H198ZM39 198H41V197H39ZM73 198V197H72ZM192 198V199H193ZM52 199V198H51ZM57 199V198H56ZM64 199V198H63ZM77 199V198H76ZM79 199V198H78ZM195 199H197V198H195ZM194 199V200H195ZM11 200V201H10ZM41 200H43V199H41ZM55 200V199H54ZM60 200H62V199H60ZM93 200V199H92ZM96 200V199H95ZM126 200V199H125ZM189 200V199H188ZM197 200H199V198L197 199ZM39 201V200H38ZM46 201V200H45ZM51 201V200H50ZM67 201V200H66ZM76 201V200H75ZM79 200H77V202H78ZM91 201V200H90ZM196 201V200H195ZM211 201H212V199H211ZM65 202V201H64ZM39 203H41V201L39 202ZM199 203V202H198ZM15 204V205H14ZM20 205V207L19 206H16V205ZM34 204H35V207H33L34 206ZM42 204V203H41ZM49 204V203H48ZM78 204V203H77ZM78 204V205H79ZM196 204V203H195ZM43 205V204H42ZM59 205L60 204H58V206L57 207H59ZM91 205V204H90ZM95 205V204H94ZM106 205H108V204H106ZM211 205V206H210ZM55 206V205H54ZM66 206V205H65ZM40 207V206H39ZM44 207V206H43ZM75 207V206H74ZM90 207V206H89ZM89 207H87V208H89ZM77 208V207H76ZM78 208H79V206H78ZM81 208V207H80ZM81 208V209H82ZM91 208V207H90ZM112 208V207H111ZM187 208V207H186ZM42 209V208H41ZM51 209V208H50ZM62 209V208H61ZM60 209V210H61ZM85 209V208H84ZM114 209V208H113ZM190 209H191V207H190ZM192 209V210H193ZM40 210V209H39ZM78 210V209H77ZM56 211V210H55ZM63 211V210H62ZM65 211V210H64ZM87 211V210H86ZM46 211H44V213H45ZM88 212V211H87ZM87 212H84V213H87ZM115 212V211H114ZM192 212V211H191ZM39 213H41V212H39ZM38 213V214H39ZM57 213V212H56ZM78 213H80V211L79 212H77V214ZM81 213H83V212H81ZM37 214V215H38ZM88 214V213H87ZM75 215V214H74ZM79 215V214H78ZM77 215V216H78ZM84 215V214H83ZM93 215V214H92ZM41 216H42V214H41ZM44 216H45V214H44ZM47 216V215H46ZM51 216V215H50ZM60 216V215H59ZM89 215H87V217H88ZM79 217H80V215H79ZM182 217V216H181ZM192 217V216H191ZM40 218V217H39ZM44 218H46V217H44ZM43 218V219H44ZM37 219H38V217H37ZM41 220H42V218H40ZM79 219V218H78ZM181 219V218H180ZM40 220V221H41ZM45 221H46V219H44ZM164 220V219H163ZM192 221V222H193ZM43 222V221H42ZM47 222V221H46ZM186 222H187V220H186ZM194 222V223H195ZM40 223V222H39ZM52 223V222H51ZM191 223V222H190ZM45 224V223H44ZM50 224V223H49ZM195 224V226H197ZM46 225V224H45ZM48 225V224H47ZM53 225V224H52ZM73 225V224H72ZM82 225V224H81ZM171 225V224H170ZM51 226V225H50ZM80 226V225H79ZM38 227H40L39 225H38ZM43 226H41V229H45V228H42ZM48 227V226H47ZM73 227V226H72ZM178 227V226H177ZM185 227V226H184ZM186 228V227H185ZM199 228V227H198ZM36 229V230H35ZM40 229V230H41ZM48 229V228H47ZM88 229V228H87ZM175 229V228H174ZM42 231V230H41ZM54 231V230H53ZM163 231V230H162ZM194 231V230H193ZM192 231V232H193ZM198 231V230H197ZM37 232V231H36ZM87 232H89V231H87ZM42 233V232H41ZM57 233V232H56ZM90 233V232H89ZM193 233H195V232H193ZM202 233V232H201ZM48 234V233H47ZM197 234V233H196ZM42 235V234H41ZM40 235V236H41ZM46 235V234H45ZM191 235V234H190ZM44 236V235H43ZM49 236V235H48ZM88 236V235H87ZM94 237V236H93ZM50 238V237H49ZM179 238V237H178ZM40 239V238H39ZM38 239V240H39ZM33 240H35V238H33ZM50 240V239H49ZM180 240V239H179ZM13 241H14V243H15V246H14V248L15 249H12V250H9V249H11L12 248V245H14V244H12L13 243ZM55 241V240H54ZM57 241V240H56ZM12 242V243H11ZM177 242H178V240H177ZM84 243V242H83ZM12 244V245H11ZM36 244V242L34 243V245ZM39 244H41V243H39ZM38 245V244H37ZM58 245V244H57ZM83 245V244H82ZM174 245V247H175V244H173ZM8 246V247H7ZM36 246V245H35ZM34 246V247H35ZM9 247H11V248H9ZM60 247V246H59ZM89 247V246H88ZM43 248V247H42ZM35 249H38V248H35ZM66 249V248H65ZM45 251V250H44ZM43 251V252H44ZM86 251H87V249H86ZM39 252V249L37 250V253ZM46 252V251H45ZM44 252V253H45ZM72 252V251H71ZM90 251H88L87 253H88V255L87 256H89L90 255V253H89ZM40 253V252H39ZM44 253H43V255H44ZM48 253V252H47ZM46 253V254H47ZM51 252H49V254H50ZM59 253V252H58ZM45 254V255H46ZM60 254V253H59ZM72 254V253H71ZM165 254V253H164ZM53 254H51V257L53 258L54 257V255L52 256ZM161 255V254H160ZM47 256V255H46ZM61 256V255H60ZM39 257H41L40 255H39ZM64 257V256H63ZM67 257V256H66ZM94 257H95V255H94ZM153 257V256H152ZM42 258H43V256H42ZM46 258V257H45ZM52 258L50 259V255H49V258L48 259H45L47 262H49L48 260H51V263L50 264H53L52 262H55L54 260L52 261ZM55 258V257H54ZM53 258V259H54ZM84 258L86 259L87 257H85L84 256ZM84 258H83V260L82 261H84ZM44 259V258H43ZM89 260H87V262L89 261L90 262V257L88 258ZM105 259V258H104ZM56 260V259H55ZM64 260V259H63ZM77 261V260H76ZM82 261H81V264H84V263H82ZM58 262V261H57ZM70 262V261H69ZM73 262V261H72ZM79 262H80V258H79ZM99 262V261H98ZM134 262V261H133ZM133 262H132V264H133ZM137 262V261H136ZM48 263V264H49ZM56 263V262H55ZM54 263V264H55ZM93 263V262H92ZM91 263V264H92ZM113 263V262H112ZM122 263H124V262H122ZM126 263H129V262H126ZM126 263H124V264H126ZM71 264H73V263H71ZM74 264H75V262H74ZM86 264H88V263H86ZM134 264H137V263H135L134 262Z\"/></svg>","mask_w":264,"mask_h":264}]
</instances>
